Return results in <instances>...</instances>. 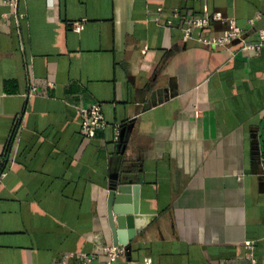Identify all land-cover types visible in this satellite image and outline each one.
<instances>
[{
    "label": "crops",
    "instance_id": "1",
    "mask_svg": "<svg viewBox=\"0 0 264 264\" xmlns=\"http://www.w3.org/2000/svg\"><path fill=\"white\" fill-rule=\"evenodd\" d=\"M215 12L252 41L264 27V0H0V264L114 244L121 183L156 218L112 264H226L249 244L264 263V52L183 40ZM94 103L109 126L86 137L78 109Z\"/></svg>",
    "mask_w": 264,
    "mask_h": 264
},
{
    "label": "built area",
    "instance_id": "2",
    "mask_svg": "<svg viewBox=\"0 0 264 264\" xmlns=\"http://www.w3.org/2000/svg\"><path fill=\"white\" fill-rule=\"evenodd\" d=\"M167 24L171 25L175 20L180 18V12L175 9L170 15H166ZM228 20L229 28L221 35H206L204 32L210 29L214 21ZM255 19H250V23H254ZM84 21H76L73 23L74 29L80 31L84 26ZM201 31L198 37L196 33ZM248 30L241 27L236 20L225 17L221 12H215L212 15L191 16L185 20L183 28V40L198 39L205 45L214 47H229L234 41L240 44V50L248 54L250 57H257L264 52V27L256 31L258 39L252 41L248 39ZM82 118L81 132L86 137H95L99 131L105 130L109 126L102 105L94 103L89 107H80L78 109ZM115 141L119 142L122 136L120 125H114ZM103 250L108 255L106 264H112L119 257L125 255L129 248L125 245L104 244L96 247L91 253L88 252H71L66 258L79 259L82 264H91L97 251ZM147 264H151L152 260L147 259ZM226 264H264L260 263L255 254V245L249 244L248 251L244 256L229 259Z\"/></svg>",
    "mask_w": 264,
    "mask_h": 264
},
{
    "label": "water",
    "instance_id": "3",
    "mask_svg": "<svg viewBox=\"0 0 264 264\" xmlns=\"http://www.w3.org/2000/svg\"><path fill=\"white\" fill-rule=\"evenodd\" d=\"M155 218L156 214L141 211L140 184L121 183L109 191L107 221L115 245L129 247Z\"/></svg>",
    "mask_w": 264,
    "mask_h": 264
}]
</instances>
